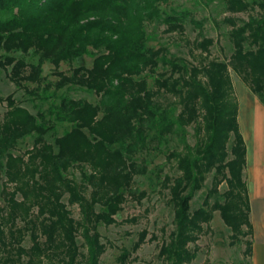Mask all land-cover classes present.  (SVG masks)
I'll return each instance as SVG.
<instances>
[{"label":"trees","instance_id":"trees-1","mask_svg":"<svg viewBox=\"0 0 264 264\" xmlns=\"http://www.w3.org/2000/svg\"><path fill=\"white\" fill-rule=\"evenodd\" d=\"M219 1L230 14L253 13L240 24L224 20L232 46L227 63L209 60L213 41L203 37L202 24L193 18L190 22L202 37L195 44L198 61L169 58L164 48L148 46L149 25H164L166 33L184 31L189 13L168 11L169 0H0V68L9 69L17 88L34 85L28 94L47 104L32 115L12 95L5 98L0 264H99L105 247L97 227L115 224L134 178L148 173L143 155L159 151L172 135L178 143L165 160L177 175H165L161 186L168 190L173 229L161 245L162 260L193 261L196 248L189 245L197 242L215 211L231 231L232 244L251 235L243 180L246 147L229 69L264 107V0ZM90 50L95 54L90 69L76 68L70 75L59 70ZM45 64L53 66L57 81L52 85L43 76ZM73 87L93 93L98 102L58 94ZM170 98L176 103L164 104ZM57 125L71 129L54 140L55 150L46 135ZM188 127L193 128V145L187 140ZM27 137L33 139L32 149L13 155ZM71 169L79 171V182L69 177ZM211 174L203 207L193 210L192 200ZM223 182L227 189L220 194ZM5 185L12 190L5 192ZM64 196L79 209V220L71 217ZM26 235L28 248L22 245ZM143 242L139 234L131 251L122 250L119 263L128 264ZM245 245L250 257L252 243Z\"/></svg>","mask_w":264,"mask_h":264},{"label":"rangeland","instance_id":"rangeland-1","mask_svg":"<svg viewBox=\"0 0 264 264\" xmlns=\"http://www.w3.org/2000/svg\"><path fill=\"white\" fill-rule=\"evenodd\" d=\"M184 11L189 13L184 25L183 33L173 32L166 33V27L161 24L149 25L146 27L148 34V46L154 49L164 48L167 51V57L173 59H183L187 62L199 60L200 51L196 49V41L200 42L199 29L190 22V18L202 24L203 37L213 41L210 47L211 59L222 62H228L232 53V46L229 42L228 34L230 27L224 22L225 19H235L239 24L247 21L248 16L252 15L251 11L240 14H230L224 10L219 0H169L167 10ZM89 55L72 62L71 64H61L59 70L66 75L76 68L90 69L92 67L95 54L92 50ZM0 56H4L0 51ZM19 56V55H18ZM194 59V60H195ZM35 62V59H27ZM9 70V69H8ZM8 70L0 68V123L7 111L5 98L12 95L17 105L26 109L32 115L39 111H44L47 104L42 103L39 98L28 94L35 86L24 84L25 88H17L8 77ZM53 66L45 64L43 66V76L46 83L51 85L57 81L52 75ZM229 75L232 82V96L237 102L239 113L240 97L252 94L246 85L238 76L229 69ZM177 76V75H176ZM153 80L148 78L149 86H152ZM52 92V89L49 91ZM58 94H64L73 100H82L92 104L98 102V97L85 89L73 87L70 90L66 88L59 91ZM253 95V94H252ZM176 103L173 98L165 101L164 104ZM174 108V106H173ZM179 113L178 107L175 106V115ZM237 124L241 131L240 124ZM69 125H57L55 129L46 135V141L56 150L54 140L63 135L64 132L70 131ZM187 140L190 145L194 144L195 138L193 128L186 129ZM178 138L172 135L166 146L156 150H150L142 157L145 161L148 173L145 176H136L131 187V194H126V201L122 205L121 211L114 217L115 224L105 226L100 224L97 232L100 236V242L105 247V252L99 259V264H120L118 257L123 249L131 251L132 246L138 241L139 234H143L144 242L128 259V264H166L159 255L161 245L167 235L173 229V209L169 204L168 190L161 186L165 175L175 177L177 171L166 163L165 155L174 150L177 146ZM231 143V142H230ZM228 144V150L230 148ZM33 145L32 137H27L18 142L13 155L18 156L31 150ZM246 167V165H245ZM245 170V168H244ZM246 197L249 205V220L252 225L251 235L245 238H238V242L231 243V231L224 225L218 211L213 212L211 221L203 225L202 233L199 235L194 245H189L190 249L196 248V257L189 264H254L255 249L264 245V204L259 201H250L247 184ZM69 177L80 181V174L77 169H71ZM212 174L207 178L204 188L192 200L191 207L193 210L203 207V201L207 192L211 188ZM5 184V178L0 175V210H5V202L1 193ZM227 189L223 182L218 187V192L222 194ZM12 190L11 185H5V192ZM19 200V196L17 197ZM219 199V198H217ZM215 199H211L212 204ZM62 202L71 213L75 220L80 219V213L77 206L68 204L67 196H64ZM245 241L252 243V253L248 257L245 252ZM78 245L82 241L77 239ZM23 247L31 246L29 237L26 235L23 241Z\"/></svg>","mask_w":264,"mask_h":264},{"label":"crops","instance_id":"crops-1","mask_svg":"<svg viewBox=\"0 0 264 264\" xmlns=\"http://www.w3.org/2000/svg\"><path fill=\"white\" fill-rule=\"evenodd\" d=\"M238 121L246 147L244 177L248 196L250 201L264 204V107L254 95L240 97Z\"/></svg>","mask_w":264,"mask_h":264},{"label":"bare ground","instance_id":"bare-ground-1","mask_svg":"<svg viewBox=\"0 0 264 264\" xmlns=\"http://www.w3.org/2000/svg\"><path fill=\"white\" fill-rule=\"evenodd\" d=\"M254 264H264V245L256 249Z\"/></svg>","mask_w":264,"mask_h":264}]
</instances>
